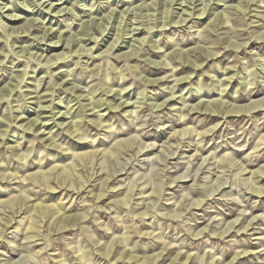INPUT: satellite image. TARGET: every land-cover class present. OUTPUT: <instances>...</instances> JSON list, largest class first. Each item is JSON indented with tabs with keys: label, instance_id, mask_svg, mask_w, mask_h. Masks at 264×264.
Segmentation results:
<instances>
[{
	"label": "rangeland",
	"instance_id": "1",
	"mask_svg": "<svg viewBox=\"0 0 264 264\" xmlns=\"http://www.w3.org/2000/svg\"><path fill=\"white\" fill-rule=\"evenodd\" d=\"M0 8V264H264V0Z\"/></svg>",
	"mask_w": 264,
	"mask_h": 264
},
{
	"label": "bare ground",
	"instance_id": "2",
	"mask_svg": "<svg viewBox=\"0 0 264 264\" xmlns=\"http://www.w3.org/2000/svg\"><path fill=\"white\" fill-rule=\"evenodd\" d=\"M199 2V1H198ZM12 4V3H11ZM13 9V8H12ZM15 9V8H14ZM49 9V8H48ZM60 11H58V13H59ZM184 13H185V11H184ZM183 14V13H182ZM188 15H189V13H188ZM188 15H186V16H188ZM10 16V15H9ZM14 17V16H13ZM93 30H94V28H93ZM92 30V31H93ZM136 29H132L131 31H135ZM12 31V30H11ZM10 31V32H11ZM13 32V31H12ZM94 32V31H93ZM103 33V30H101V29H96L95 30V33ZM4 33V32H3ZM14 33V32H13ZM12 33V34H13ZM91 33V32H90ZM11 34V33H10ZM85 34H87V33H85ZM92 34V33H91ZM83 35H84V33H83ZM60 34H59V36H57V38H56V35H55V38L57 39V41H56V43L57 42H60ZM260 38V37H259ZM65 39V38H64ZM68 39H69V37H68ZM257 39H258V37H257ZM70 40V39H69ZM69 40H66V45H65V47H64V50L65 49H67V47L69 46L68 44V42H69ZM89 40V39H88ZM95 41V40H94ZM116 41V39H114L113 41H112V43L111 44H109V46H108V48H111V45H113L114 44V42ZM85 42V41H84ZM89 42V41H88ZM49 44H51V43H49ZM57 47V46H56ZM107 47H106V50L108 49ZM72 52V51H71ZM74 52V51H73ZM103 52V51H102ZM107 52V51H106ZM204 52V51H203ZM206 54H208V52L206 51L205 52ZM67 53H59V54H55V55H52L51 57H49V59L46 61L48 64L49 63H51L52 62V60H54V61H57L58 59H60V58H62V57H64V55H66ZM210 54V53H209ZM208 54V55H209ZM129 55V54H128ZM203 55H205V54H203ZM127 57V56H126ZM129 57V56H128ZM174 57H176V56H174ZM180 58V57H179ZM176 59V58H175ZM180 62V61H179ZM194 69V68H193ZM9 92V91H8ZM2 98V95H0V99ZM38 102V101H37ZM36 102V103H37ZM39 103V102H38ZM95 104L96 105H99V106H101V105H103V104H106V101H103V100H100V99H98L96 102H95ZM256 104V103H255ZM255 104L253 103V105H251V106H253V107H242L245 111H247V112H250L251 110H253V109H255L256 108V106H255ZM259 105H260V103H259ZM263 105V104H262ZM258 106V105H257ZM97 107V106H96ZM220 107H221V105H220ZM219 107V108H220ZM205 108V109H204ZM216 108V110H212V108H210V107H203V111L204 112H208V114H219V112H220V110L218 109V107H215ZM222 108V107H221ZM220 108V109H221ZM232 108V107H231ZM242 108H240L241 110H239L238 109V107H237V109L235 108L234 110H232V112H235L236 114L237 113H240V111L242 112ZM227 109V108H226ZM228 109H230V108H228ZM227 111V110H226ZM229 112H231V110H228ZM227 111V112H228ZM222 112V111H221ZM80 113V112H79ZM76 114H78V113H76ZM226 115H227V113H225ZM230 114V113H229ZM10 121V120H9ZM11 122V121H10ZM29 123V125H28V127H26V128H24L25 126H23L22 124L21 125H19L17 128L18 129H21L23 132H27L28 130L29 131H31L32 130V127L35 125V123H36V119H32L31 121H29L28 122ZM7 125V124H6ZM45 124H39V127H37V131L36 132H38L41 128H43V127H45L44 126ZM4 126V125H3ZM5 127V129H3V130H0V140H2V137H4L5 135L4 134H6V132L8 131V128H10L11 127V125H10V123L7 125V126H4ZM35 130H36V128H35ZM69 130H71V134L73 133V134H76V132H77V126L75 125V124H72L71 125V127L69 128ZM68 130V131H69ZM49 140H52V138H49ZM26 157V156H25ZM264 172V171H263ZM261 173V172H260ZM259 173V174H260ZM44 174V177H43V179H45L46 177H45V173H43ZM258 174V173H257ZM261 175V174H260ZM263 175V174H262ZM261 177V176H260ZM45 182V184H47V182L48 181H44ZM262 190V189H261ZM260 191V190H259ZM258 192V191H257ZM258 194H259V192H258ZM99 197H101L100 195H98V196H96V198H99ZM26 199H28V197H25L23 200H26ZM50 207H52V205L51 206H42V205H32V212L33 213H37V212H39V211H41V210H44V209H46V208H50ZM67 216H65L62 220H67ZM69 219V218H68ZM73 221V220H72ZM71 221V222H72ZM1 231V230H0Z\"/></svg>",
	"mask_w": 264,
	"mask_h": 264
},
{
	"label": "clouds",
	"instance_id": "3",
	"mask_svg": "<svg viewBox=\"0 0 264 264\" xmlns=\"http://www.w3.org/2000/svg\"><path fill=\"white\" fill-rule=\"evenodd\" d=\"M3 9L2 8H0V11H2Z\"/></svg>",
	"mask_w": 264,
	"mask_h": 264
}]
</instances>
